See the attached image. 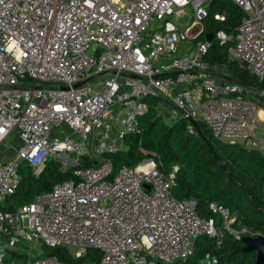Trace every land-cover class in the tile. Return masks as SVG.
<instances>
[{
	"label": "built area",
	"instance_id": "obj_1",
	"mask_svg": "<svg viewBox=\"0 0 264 264\" xmlns=\"http://www.w3.org/2000/svg\"><path fill=\"white\" fill-rule=\"evenodd\" d=\"M210 1L0 0V145L17 142L0 156V264H67L35 243L67 246L74 257L95 248L99 264H173L199 234L217 243L224 231L255 235L215 201L208 208L218 219L174 197L177 165L166 172L147 157L114 169L109 156L139 132L146 96L159 98L168 121L183 118L195 131L192 121H201L215 139L257 148L264 108L206 55L215 39L264 79V0H230L244 12L240 23L206 40L202 22L226 18L209 12ZM49 160L73 167L72 177L27 203L10 202L20 165L38 176ZM207 261L224 264L215 255Z\"/></svg>",
	"mask_w": 264,
	"mask_h": 264
},
{
	"label": "trees",
	"instance_id": "obj_2",
	"mask_svg": "<svg viewBox=\"0 0 264 264\" xmlns=\"http://www.w3.org/2000/svg\"><path fill=\"white\" fill-rule=\"evenodd\" d=\"M209 12L225 10L224 22L218 29L234 32L244 12L230 0H217ZM209 18L205 20L210 29ZM199 36L196 41L202 40ZM211 68L221 65L230 79L237 81L245 92L254 94V102L264 108V79L252 75L246 67L240 66L228 56L227 45L213 39L206 55ZM249 89V90H247ZM247 90V91H245ZM148 111L139 119V132L124 137L125 147L111 153L114 169L121 165L133 166L143 158H154L160 169L166 172L178 166L176 183L171 190L180 200H193L197 213L202 217H214L208 203L215 201L230 211L236 212L237 221L264 231V153L258 148H246L240 144L222 142L212 137L204 122L197 121L199 133L189 128V123L178 118L168 121L158 110L159 98L146 96ZM73 167L63 170L59 162L49 160L44 170L35 176L28 165L19 168V181L8 200L19 206L31 201L34 196L60 181L72 177ZM244 243L238 236L224 231L221 242L215 236L199 234L194 241L193 251L173 264H209L207 259L215 255L224 264H253L255 251L243 249ZM46 254L57 256L67 264H86L87 258L99 264L101 252L90 248L87 254L74 257L67 246H44Z\"/></svg>",
	"mask_w": 264,
	"mask_h": 264
},
{
	"label": "rangeland",
	"instance_id": "obj_3",
	"mask_svg": "<svg viewBox=\"0 0 264 264\" xmlns=\"http://www.w3.org/2000/svg\"><path fill=\"white\" fill-rule=\"evenodd\" d=\"M223 10V9H222ZM217 11H219V9L217 8ZM221 11V10H220ZM187 16H184V17H180V18H178V20L180 21V22H184L185 20H187ZM209 22H210V29H207L208 31H215L216 30V28H218V25H219V22H213V21H211V20H209ZM202 26L204 27V28H207V27H205L206 26V22H202ZM219 30V29H218ZM89 51H91V49L89 50ZM224 67V66H223ZM223 67H218V68H220V72L222 71V69H223ZM245 91H247V90H245ZM242 95V97L243 98H245V99H247V100H251V101H254V94H252L251 92H245L244 94L242 93L241 94ZM264 138V131H260L259 133H258V140H257V142H256V147L257 148H259L260 150H261V152L262 153H264V141H261V139H263ZM13 139H12V137H9L6 141H5V143H6V145H7V147H10V150H12L11 148H13L14 149V144H12L13 142H11ZM4 143V144H5ZM10 150H8L9 152H11ZM70 156H72V157H75V155L74 154H71ZM240 226H248L250 229H251V231H254V229H253V227H251V226H249V225H246V224H244V223H242L241 221H237L236 223H235V227H240ZM259 231H257L256 230V232H254V234H256V233H258ZM43 249H44V245L43 244H40V243H35L34 244V250L35 251H40V252H43ZM24 258V255H18V256H16V259H18V260H22ZM86 264H97L96 262H95V260L94 259H90V258H87V260H86Z\"/></svg>",
	"mask_w": 264,
	"mask_h": 264
},
{
	"label": "water",
	"instance_id": "obj_4",
	"mask_svg": "<svg viewBox=\"0 0 264 264\" xmlns=\"http://www.w3.org/2000/svg\"><path fill=\"white\" fill-rule=\"evenodd\" d=\"M216 0H211L210 5L212 6ZM205 39L206 40H211L213 35L212 33H206L205 34ZM246 63H244V66ZM131 77H136L135 75L131 74ZM83 82H79L75 84L73 87H77L81 85ZM220 84H222V79L220 80ZM61 89H65L66 87L61 86ZM193 126L195 127L196 131L199 133V129L197 127L196 122L192 121ZM232 144V143H230ZM9 212H13L14 209L12 206H9L7 208ZM240 239L243 241L244 246L243 249L247 251H255V260L253 264H264V231L257 233L255 235H242L240 236Z\"/></svg>",
	"mask_w": 264,
	"mask_h": 264
},
{
	"label": "crops",
	"instance_id": "obj_5",
	"mask_svg": "<svg viewBox=\"0 0 264 264\" xmlns=\"http://www.w3.org/2000/svg\"><path fill=\"white\" fill-rule=\"evenodd\" d=\"M13 142L12 144H14V146L16 145V141H11ZM12 150H10V147H7L6 143L0 145V156H8L11 155L13 152V148H11ZM8 150H10L11 152H9ZM4 241V235L2 233H0V244Z\"/></svg>",
	"mask_w": 264,
	"mask_h": 264
},
{
	"label": "bare ground",
	"instance_id": "obj_6",
	"mask_svg": "<svg viewBox=\"0 0 264 264\" xmlns=\"http://www.w3.org/2000/svg\"><path fill=\"white\" fill-rule=\"evenodd\" d=\"M15 147V146H14ZM22 165V164H21ZM20 168V167H19Z\"/></svg>",
	"mask_w": 264,
	"mask_h": 264
}]
</instances>
